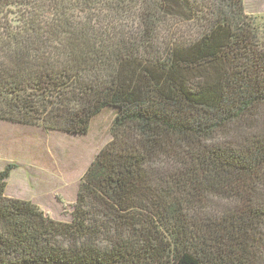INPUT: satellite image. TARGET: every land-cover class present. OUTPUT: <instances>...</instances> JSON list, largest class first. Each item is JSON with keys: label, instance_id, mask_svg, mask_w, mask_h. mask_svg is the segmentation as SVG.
I'll return each mask as SVG.
<instances>
[{"label": "trees", "instance_id": "trees-1", "mask_svg": "<svg viewBox=\"0 0 264 264\" xmlns=\"http://www.w3.org/2000/svg\"><path fill=\"white\" fill-rule=\"evenodd\" d=\"M264 17L244 0H0V121L86 135L71 222L6 196L0 264H264Z\"/></svg>", "mask_w": 264, "mask_h": 264}, {"label": "rangeland", "instance_id": "rangeland-1", "mask_svg": "<svg viewBox=\"0 0 264 264\" xmlns=\"http://www.w3.org/2000/svg\"><path fill=\"white\" fill-rule=\"evenodd\" d=\"M248 15L264 17V0H244ZM264 22V21H263ZM117 111L105 109L86 135L0 121V172L14 165L6 196L37 205L48 217L71 222L80 184L112 141Z\"/></svg>", "mask_w": 264, "mask_h": 264}]
</instances>
